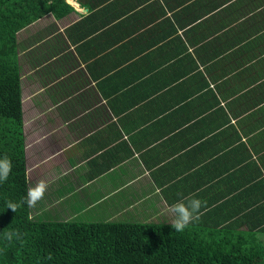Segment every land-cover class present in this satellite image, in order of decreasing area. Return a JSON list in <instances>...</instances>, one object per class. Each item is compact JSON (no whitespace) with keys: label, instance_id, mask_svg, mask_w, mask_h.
<instances>
[{"label":"crops","instance_id":"0c3cea01","mask_svg":"<svg viewBox=\"0 0 264 264\" xmlns=\"http://www.w3.org/2000/svg\"><path fill=\"white\" fill-rule=\"evenodd\" d=\"M87 1L16 34L33 216L171 225L196 196L191 231L263 243L264 0Z\"/></svg>","mask_w":264,"mask_h":264},{"label":"trees","instance_id":"16d2710c","mask_svg":"<svg viewBox=\"0 0 264 264\" xmlns=\"http://www.w3.org/2000/svg\"><path fill=\"white\" fill-rule=\"evenodd\" d=\"M71 9L66 0H0V157L7 155L13 166L0 183V264H264V242L253 234L200 233L189 226L176 232L168 224L141 222L44 221L19 203L29 184L16 34L48 13L59 19ZM9 200L19 203L16 212L7 208ZM14 230L21 239L8 242L4 233Z\"/></svg>","mask_w":264,"mask_h":264},{"label":"clouds","instance_id":"9594fccd","mask_svg":"<svg viewBox=\"0 0 264 264\" xmlns=\"http://www.w3.org/2000/svg\"><path fill=\"white\" fill-rule=\"evenodd\" d=\"M12 167V161L7 155L0 157V183L7 181L12 172ZM47 188L48 182L45 179L38 180L34 185L27 189L25 199L19 203H26L29 208H35L37 203L44 198ZM19 203L9 200L7 202V208L16 212ZM203 206L204 202L196 196H189L172 204L168 209L174 216V219L171 222L172 229L176 232H183L190 224L199 222ZM28 219L32 220L34 217L29 214ZM13 237L19 240L21 239V234L16 230L4 233V238L8 242H11ZM48 258L51 259V254H49Z\"/></svg>","mask_w":264,"mask_h":264},{"label":"rangeland","instance_id":"374dc122","mask_svg":"<svg viewBox=\"0 0 264 264\" xmlns=\"http://www.w3.org/2000/svg\"><path fill=\"white\" fill-rule=\"evenodd\" d=\"M42 22H44V21H42ZM42 22H41V23H42ZM42 24H43V23H42Z\"/></svg>","mask_w":264,"mask_h":264},{"label":"bare ground","instance_id":"6f19581e","mask_svg":"<svg viewBox=\"0 0 264 264\" xmlns=\"http://www.w3.org/2000/svg\"><path fill=\"white\" fill-rule=\"evenodd\" d=\"M73 1V0H72Z\"/></svg>","mask_w":264,"mask_h":264}]
</instances>
